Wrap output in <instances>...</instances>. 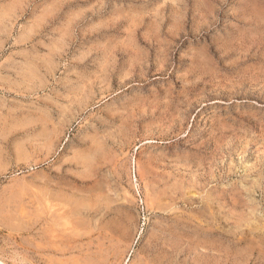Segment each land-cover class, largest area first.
Masks as SVG:
<instances>
[{
    "label": "rangeland",
    "instance_id": "rangeland-1",
    "mask_svg": "<svg viewBox=\"0 0 264 264\" xmlns=\"http://www.w3.org/2000/svg\"><path fill=\"white\" fill-rule=\"evenodd\" d=\"M0 264H264V0H0Z\"/></svg>",
    "mask_w": 264,
    "mask_h": 264
},
{
    "label": "bare ground",
    "instance_id": "bare-ground-1",
    "mask_svg": "<svg viewBox=\"0 0 264 264\" xmlns=\"http://www.w3.org/2000/svg\"><path fill=\"white\" fill-rule=\"evenodd\" d=\"M50 201H51V200H50ZM50 201H48V200L45 199L46 207H47V210H48V211H49V210L51 209V207H52V206H51L52 204H50ZM66 203H67V205L69 206L68 212H69L71 215H75V214H78V213L80 212V210L78 209L77 206L69 204L68 201H67ZM53 207H54V206H53ZM94 207H95V204H94ZM78 210H79V211H78ZM95 211H97V210H95ZM69 217L71 218V216H69ZM61 219H64V218H61Z\"/></svg>",
    "mask_w": 264,
    "mask_h": 264
}]
</instances>
